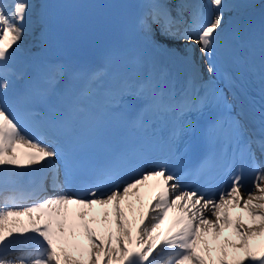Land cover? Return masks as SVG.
I'll return each mask as SVG.
<instances>
[{"label": "snow or ice", "instance_id": "snow-or-ice-1", "mask_svg": "<svg viewBox=\"0 0 264 264\" xmlns=\"http://www.w3.org/2000/svg\"><path fill=\"white\" fill-rule=\"evenodd\" d=\"M188 7L185 0H145L137 19L139 32L154 46L174 54L155 43L157 32L184 45L183 59L193 74L181 87L167 68L142 58L136 59L133 75L112 66L115 83L105 87L107 69L85 76L38 54L31 72L18 68L17 54L30 33L39 31L41 45L47 44L48 10L38 0H0V264H69L70 259L72 264H160L162 255L167 256L164 264H264V160L257 156L264 157V21L259 39L261 106L258 119H250L245 72L255 71V45L240 32L234 36L235 47L244 53L237 57L239 72L218 69L216 58L225 12L244 13L255 5L250 0H207L206 6H191L186 16ZM196 46L207 80L196 71ZM108 63L112 65L111 58ZM26 125L35 126L47 140L28 136ZM115 127L139 148L109 147L105 136ZM197 131L211 149L206 163L230 153L229 171L235 168L229 188L218 198L187 190L170 170L189 151L187 138ZM20 145L34 150L26 153L27 165L50 178V193L40 187L21 190L27 173L18 171L26 167L16 155ZM145 147L159 148L163 160L123 179ZM245 167L252 175L250 188L245 187ZM85 170L90 171L91 187L84 195L72 194V178ZM149 180L154 200L147 210L137 209L131 196L142 199L139 186ZM102 187L109 191L101 192ZM33 196L38 198L18 206ZM97 205L105 206L99 229L90 222L97 220ZM173 209L178 214L161 231ZM31 213L44 219L5 232V219ZM81 228L88 246L68 240ZM69 247L78 255L72 256Z\"/></svg>", "mask_w": 264, "mask_h": 264}, {"label": "bare ground", "instance_id": "bare-ground-1", "mask_svg": "<svg viewBox=\"0 0 264 264\" xmlns=\"http://www.w3.org/2000/svg\"><path fill=\"white\" fill-rule=\"evenodd\" d=\"M158 37H159V33H157L154 38H158ZM160 37H161V35H160ZM163 38L168 40V37L163 36ZM26 39H28V41H34L35 35H29L28 37H26ZM180 43L181 42H179V41H173L172 44L175 45V46H178ZM11 154H12L11 152L8 153V155H11ZM19 159L21 161H22V159L24 160L25 159V155L23 153H21L19 155ZM18 171L23 173V169H18ZM152 183L153 182L151 180H149V181H147L144 184V186L143 185L139 186V193H140V196L142 197V199H137V196L135 194H133L131 196V199L135 202L137 209L141 208V202L144 201L143 200L144 195L147 192V190L152 186ZM97 206L100 207V210H98V209L94 210V213H95V215L97 217V220L96 221H91V219H90V222L93 224L94 227H97L99 229L100 228V221H102V218H103V213H104V210H105V206H100V205H97ZM144 207L147 210V205H145ZM125 208H126V210L128 209V205L127 204H125ZM108 210L111 211L110 206L108 207ZM233 211H235V210H233ZM177 212H178V210H177ZM76 215L78 217V213H76ZM32 217L35 218V214L34 213H31V214H28V215H24V216H20V217H10V218L5 219L4 224H12V225L16 226V221L22 220L24 218L28 219V218H32ZM245 219L247 221L249 218L247 216H245ZM14 226H12V227H14ZM15 229H18V227L15 228ZM113 230H115V226L114 225H113ZM77 232H78V235L75 236L74 238H76L77 240L83 241L84 245L88 246L87 245V240H86V235L84 234L83 229L82 228L78 229ZM70 238H72L71 235L68 237L69 241H70ZM69 249L73 250L72 248H69ZM159 259H161L162 262H165L166 257H163V255H162L161 257H159ZM69 264H71V263L69 262Z\"/></svg>", "mask_w": 264, "mask_h": 264}, {"label": "rangeland", "instance_id": "rangeland-1", "mask_svg": "<svg viewBox=\"0 0 264 264\" xmlns=\"http://www.w3.org/2000/svg\"><path fill=\"white\" fill-rule=\"evenodd\" d=\"M158 33V32H157ZM159 37H160V34H159ZM159 37L157 39H159ZM161 38V37H160ZM169 43H173V40H171ZM178 46H184L182 43H180ZM142 186V185H141ZM144 186V185H143ZM154 197H155V191L154 189L152 188V186L147 190V192L145 193L144 195V198H143V202H141V206H144V205H147L150 206V204L153 202L154 200ZM178 214L177 212V209H173L172 211L169 212V215L168 217L165 218L164 220V223L163 225L161 226V231H164V230H167V228L171 225L172 223V220L173 218ZM36 216V215H35ZM35 220L36 222L39 223V219H36V218H24L22 220H18L16 221V226L12 225V224H4V229H5V232H7L9 229H15L18 227V229H22V228H29L32 226L31 224V221ZM14 226V227H12ZM15 233V232H14ZM31 233H26V235H29L30 236ZM231 234V233H229ZM234 236V234H233ZM235 238V237H234ZM77 240L76 238H74L72 236V238H70V241L72 240ZM60 246H58L59 248ZM69 248H72L73 250H70L69 249V252L72 254V256H77L78 255V250L76 248H73V247H69ZM166 257V260H167V256L166 255H163ZM69 262L72 264L71 262V259L69 260Z\"/></svg>", "mask_w": 264, "mask_h": 264}]
</instances>
